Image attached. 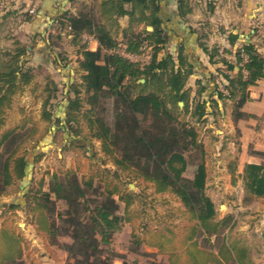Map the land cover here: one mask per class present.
Masks as SVG:
<instances>
[{
    "label": "trees",
    "instance_id": "16d2710c",
    "mask_svg": "<svg viewBox=\"0 0 264 264\" xmlns=\"http://www.w3.org/2000/svg\"><path fill=\"white\" fill-rule=\"evenodd\" d=\"M8 2L13 4L15 0H0V11ZM102 10L118 17H133L139 11L122 42L98 18L63 11L49 20L44 32L30 35L31 50L15 41L14 47L3 53L6 59L0 64V128L14 96L35 79L36 68L30 65L33 55L40 57L39 67H66L64 54L56 51L52 41L53 29L58 30L56 39L63 34L71 36V44L78 47L77 64L82 71L80 82L61 80L59 87L48 80L42 90L39 119L21 109L19 125L1 134L0 196L14 183L22 186L19 199L4 207L26 213L36 234L66 253V264H114L117 258L123 259V264H151L134 259L129 263L142 247L156 250L154 255L164 257L165 264H255L251 247L228 235L235 226L234 216L217 217L215 205L205 192L203 144L195 127L180 117L189 115L199 123L220 112L226 100H233V120L243 119L248 88L264 80V57L248 39L229 34L232 51L228 53L234 56L233 64L219 56L216 47L209 50L197 37L208 62H220L225 67L215 69L225 93L218 90L214 74L195 53L186 52L184 39L169 35L161 17L160 0H108ZM37 12L30 2L26 21L30 23ZM177 12L181 18L189 12L184 0H178ZM134 23L143 27L133 30ZM83 34L97 42L95 51L83 41ZM172 44L176 45L174 52L170 50ZM118 48L139 59L130 60L112 52ZM235 66L238 70L233 76L226 73ZM191 78L196 86L193 97ZM59 97L60 102L54 104ZM179 102L183 103L182 109ZM47 136H51L52 143L58 139L61 150L81 152L90 163L98 155L94 145L98 144L101 166L111 165L113 171L98 168L87 174L82 166L74 165L51 173L48 181L42 178L32 185L33 179L28 180L30 171L45 155L39 145ZM28 142L31 146L25 148ZM254 154L262 162L245 164L239 175L245 204L264 198V152ZM229 168L235 183L236 165ZM121 173L145 184L153 194L173 196L181 204L175 215L169 216V225L150 226L142 212L132 208L135 193L123 188ZM176 218L179 222L173 223ZM124 227L130 233L128 241L119 246L123 252L120 254L114 247L115 238ZM261 237L264 245V232ZM24 247L21 233L5 219L0 226V264H26L22 258Z\"/></svg>",
    "mask_w": 264,
    "mask_h": 264
},
{
    "label": "rangeland",
    "instance_id": "374dc122",
    "mask_svg": "<svg viewBox=\"0 0 264 264\" xmlns=\"http://www.w3.org/2000/svg\"><path fill=\"white\" fill-rule=\"evenodd\" d=\"M81 2L83 3L79 4L77 2L75 12L80 14V16L92 15L97 19L98 14L95 13V9H93L94 7H90L87 0H82ZM29 3L30 0H15L13 4L8 2L6 8L0 11V64L6 59L3 53L12 49L15 41H20V43L26 44L28 50L32 49L30 34H28L30 28L29 22L26 21L27 15H29L26 14ZM71 10L72 8L69 6V11ZM103 23L112 35H117L116 39L118 42H121L117 23H113L112 21H105ZM30 24H32V21ZM37 24L38 23H35V25ZM42 26V28L37 27L38 29H41V32L46 26H48V22H44V25ZM137 26L138 24L134 23L132 27L133 30H135ZM51 33L53 36H56L58 30L53 29ZM257 34L258 36L252 33V44L264 57V30ZM55 36L52 38V41L56 43V51L64 54L63 57L65 58L64 63L66 62V67L60 68L58 65L50 64L45 67H39L38 62L40 61V57L38 55H33L30 65L36 68L35 79L22 93H18L14 96L12 106L5 114V123L2 128H0V136L5 130L19 125L22 119L21 109H25L27 114H32L34 118L39 119L41 104L44 98L42 90L48 80H53L58 85L61 80L80 82L82 71L78 69L77 64L79 58L78 47L71 44V36H65L63 34L61 39H56ZM203 40L206 41L209 50L215 48L211 37ZM217 50L219 56L225 57L226 60L232 61L233 64H236L234 56L226 52L225 49L217 48ZM147 56H149L148 53L146 57ZM136 58L137 59L134 58V61L139 59L138 57ZM204 59V61H207L206 58ZM214 59V61L218 62L217 57ZM215 67L225 69L220 62L217 63ZM237 70L238 67L235 66L232 72L228 71L226 73L233 76ZM211 72L214 76L216 75L215 71L211 70ZM215 79L218 90L227 93L224 90L220 77L215 76ZM192 81L193 78L190 79V82L191 85H194V83L192 84ZM36 85L37 87H35ZM34 87L36 91L33 92ZM146 91H150V87L147 88ZM195 92L196 86L192 88V97L195 95ZM250 94L252 95L254 102L264 100L263 87L257 89L252 88L251 91L247 90L248 100ZM60 100L61 98L59 97L57 100L53 101V103H59ZM222 105L223 114L217 112L214 117L208 115L205 117L204 121L199 123H195V119H191L189 115H181L180 118L186 120L190 125L195 127L198 139L203 144L205 152L204 162L207 173L205 192L215 205L217 217L221 218L225 215H233L235 218V226L228 235L240 239L251 247L252 257L255 264H264V246L261 245L263 243L261 234L264 231V200H256V202L253 201L252 203L245 204L243 202L244 190L241 179H239V181L235 180V183H233L232 177L229 176L230 168L228 167L229 163L234 161L239 139L242 143V148L244 145L248 152L251 151L254 153L251 148H254L255 146H263V140L260 135H263L264 133V107L260 109L258 106H252V108L254 107L252 111L258 110L260 111V114L261 112L263 113L258 120L256 119L257 121L252 119V114L244 113V118L251 117L252 119V121H249L250 124H248L251 125L252 131L242 132V130L236 128L230 123V116H232L231 110L233 109L234 101L226 100ZM182 107L183 106H180L181 109ZM213 119L216 121L214 122ZM41 126L43 128L44 124L41 123ZM58 141L59 140L57 139L55 143H52L51 136H47L41 141L39 150L45 152V155L39 163L33 165L30 171L28 180L30 181L33 179L32 185L37 184L42 178L45 181H48V177L51 173L56 170L67 169L74 165L82 166V172H86L87 174L98 168L101 170L109 169L110 172L113 171L111 165L101 166L102 156L99 152L98 144H94L96 151H98V155L96 159L90 163L81 152L61 150ZM30 146L31 142L24 145L25 148H30ZM120 176L123 188L128 192L135 193V200L132 208L135 211L142 212L148 225L161 228L171 223L169 216L175 215L174 213H176V209L181 208V204L173 196L155 195L153 194L152 189L145 184L131 180L124 173H121ZM131 185H133L134 188H132ZM21 188L22 186H20L19 183H14L0 196V226L3 221L7 219L22 236L31 240L32 235L29 231H31L30 227L32 226L28 224L27 214L21 210L11 212L7 207H4L5 205H9L13 201L19 199L22 191ZM178 222L179 220H177V218L173 221V223ZM122 239L125 238L118 234L117 238H115V243ZM31 243L32 247H35L27 253V259L30 255H38L39 248L43 249L41 244L39 247L35 242L31 241ZM143 254H145V252L140 250L136 257L132 255L129 263L133 262V259L151 264L166 263L164 258L156 259L153 257V254L152 256L145 257Z\"/></svg>",
    "mask_w": 264,
    "mask_h": 264
},
{
    "label": "crops",
    "instance_id": "0c3cea01",
    "mask_svg": "<svg viewBox=\"0 0 264 264\" xmlns=\"http://www.w3.org/2000/svg\"><path fill=\"white\" fill-rule=\"evenodd\" d=\"M81 1L82 0H30V2L36 7V9H38V12L36 17L32 20V24H30L31 22L29 23L30 28L28 34L33 35L34 33L41 32V29H38L37 27H41L42 25H44V22H49V20L52 17L56 16L59 12L67 11L74 16H80V14H77L75 12V6L77 2L79 4H82L83 2ZM87 1L89 2L90 7H94L93 9H95V13L98 14L97 17L99 20H101L102 22L112 21L113 23H117L120 31L119 37L121 38V42L124 39V34L129 31V23L132 22L134 18H138L139 16L138 10L134 12L133 17H130L127 14L119 17L115 14L110 16V14H105L102 10L103 4L108 0ZM184 2L189 12H187V14L181 18L177 12L178 0H160L162 7L161 17L164 20L169 35L172 37H180L184 39L186 52H194L196 57L199 58V60L210 72L211 70L215 71L216 67L215 65L208 62L207 56L203 53L201 48L198 47L197 37H201V41L207 47L208 45L203 39L211 37L214 47L225 49L226 52H229L232 51L227 39L229 34L238 35L242 39H250L249 41L252 43V33L258 36L257 33H260L262 32V30H264V0H214L212 3V8L209 7L210 0H184ZM69 6H71L72 8L71 11H69ZM125 9L127 11H130V7L128 6H125ZM35 23H38L39 25H35ZM139 26V28H142L143 24H140ZM44 29L42 32H44ZM146 30L150 32L152 29L150 27H146ZM112 36L114 38H117L116 34ZM85 37L91 38V40L87 41V43L89 49L91 51H95L98 46L97 42L90 35L83 34L82 38L84 39ZM175 46V44H172L170 46L171 52L175 51ZM204 58H206L207 61H204ZM193 83H195L194 79L192 81V84ZM189 86L193 88L195 85H191V82L189 80ZM212 86L213 85L210 84V88H212ZM262 87L264 88V80H259L255 85L250 86L248 90L251 91L252 88L257 89ZM252 98L253 97L250 94L249 100L244 104L242 111L243 113L252 114V119L257 121L263 113L261 112L260 114V111L258 110L252 111L254 108H252V106H258V108L261 109L264 107V100H261L262 102H254ZM222 106L223 105H221V107ZM220 113L223 114V111L220 110ZM252 119L251 117H247L239 121H234L233 116H230V123H232L236 128L242 130V132H250L251 125L248 124H250L249 121H252ZM213 121L215 122L216 120L213 119ZM260 136L263 140V146H255L254 148H251L253 151L256 150L257 152H264V133ZM261 162L262 159L257 157L251 151L248 152L244 145L242 148V143L239 139L236 147L234 161L229 163L228 167L236 165L235 179L239 181V175L242 173L245 164H260ZM229 176L232 177L230 171ZM256 200H264V198ZM30 230L31 231L29 232L32 235L31 240L23 236L25 247L22 258L26 264H66L67 255L63 250L51 246L47 242V240L43 238V236L36 234L33 227H30ZM129 233L130 231L128 227H124L120 235L125 239L118 241L114 245L117 253L123 254V252L119 250V246L120 244L126 243L128 241ZM31 241L35 242L39 247L41 244L43 249H40L38 247L39 254L35 256L30 255L27 259V253L35 247H32ZM141 251L153 255L157 253L156 250L147 247H142ZM154 258L158 259L164 257L154 255ZM128 259L129 256L126 255V261ZM123 262V259L117 258L114 261V264H123Z\"/></svg>",
    "mask_w": 264,
    "mask_h": 264
},
{
    "label": "built area",
    "instance_id": "2783aa9c",
    "mask_svg": "<svg viewBox=\"0 0 264 264\" xmlns=\"http://www.w3.org/2000/svg\"><path fill=\"white\" fill-rule=\"evenodd\" d=\"M0 6H1V5H0ZM33 10H34V9L31 8L30 12H33ZM84 39H85V41H90V40H91L90 37H85ZM112 52L115 53V54L121 55V56H123V57H125V58H128V59H130V60H134V58L137 59L136 56H134V55H130V54H128V53H125V51H124L123 49H121V48L115 49V50H113Z\"/></svg>",
    "mask_w": 264,
    "mask_h": 264
},
{
    "label": "water",
    "instance_id": "95a60500",
    "mask_svg": "<svg viewBox=\"0 0 264 264\" xmlns=\"http://www.w3.org/2000/svg\"><path fill=\"white\" fill-rule=\"evenodd\" d=\"M139 82L143 83V82H144V80H140ZM179 106H183V103H182V102H179ZM131 187H132V188H134V186H133V185H131Z\"/></svg>",
    "mask_w": 264,
    "mask_h": 264
},
{
    "label": "bare ground",
    "instance_id": "6f19581e",
    "mask_svg": "<svg viewBox=\"0 0 264 264\" xmlns=\"http://www.w3.org/2000/svg\"><path fill=\"white\" fill-rule=\"evenodd\" d=\"M224 208V207H223Z\"/></svg>",
    "mask_w": 264,
    "mask_h": 264
}]
</instances>
